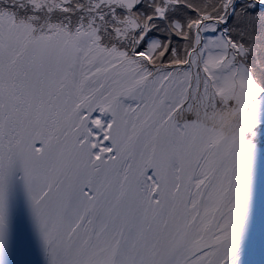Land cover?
<instances>
[{
    "label": "snow or ice",
    "instance_id": "6c2138e0",
    "mask_svg": "<svg viewBox=\"0 0 264 264\" xmlns=\"http://www.w3.org/2000/svg\"><path fill=\"white\" fill-rule=\"evenodd\" d=\"M264 0H0V264H253Z\"/></svg>",
    "mask_w": 264,
    "mask_h": 264
},
{
    "label": "bare ground",
    "instance_id": "6f19581e",
    "mask_svg": "<svg viewBox=\"0 0 264 264\" xmlns=\"http://www.w3.org/2000/svg\"><path fill=\"white\" fill-rule=\"evenodd\" d=\"M17 229L19 238L18 264H37V256L29 246L27 222L22 213L18 214ZM253 264H264V205L258 209L253 243Z\"/></svg>",
    "mask_w": 264,
    "mask_h": 264
}]
</instances>
